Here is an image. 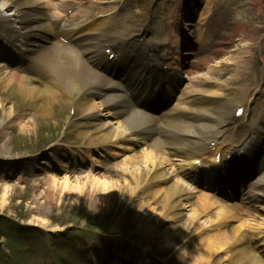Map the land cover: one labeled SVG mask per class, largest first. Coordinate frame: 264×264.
Segmentation results:
<instances>
[{"label":"rangeland","instance_id":"rangeland-1","mask_svg":"<svg viewBox=\"0 0 264 264\" xmlns=\"http://www.w3.org/2000/svg\"><path fill=\"white\" fill-rule=\"evenodd\" d=\"M214 1H216V4L215 9L213 10L212 19L216 21V24L220 26L218 19L226 18L225 15H223V11L218 10V5H222L221 7L227 12V18H229L227 24H225V27L227 26V28L223 30V33H226V40L224 41L223 38L221 39L219 37L216 38V46L214 47L213 51L217 53L224 48V53L221 51L218 54L212 53L211 57V60H222L226 55H229L228 51L231 54L238 51L237 45L242 41V39H244V37H246L245 31L247 27L254 29L255 27L264 26V8L260 7V1L262 0H256L253 5L251 3L252 7L245 5L246 0H241L239 2V5H242V7L237 5L238 0ZM229 20L230 22L234 23L231 27L229 26L230 24H228ZM242 26H244V28L240 29ZM254 43L256 44L257 42ZM218 44H220V46H218ZM9 88H11V86H8L7 89ZM20 92L22 93L24 90ZM85 93L86 92H84L83 95ZM70 96L71 95H69V97L65 96L68 103L69 101H72L70 100ZM72 98L75 99L74 101H79L80 99L84 100L83 97L79 96L78 94H75V96ZM21 100L24 103L26 102L23 98H21ZM62 100L64 99H59V97L54 94L46 95L44 102L38 100L37 105L33 107V109L37 108L34 117L30 120L26 118L25 121L18 124L19 118L25 115L24 113H26V110L31 107V105L27 104L20 116L15 115L17 117H15V122H12V124L19 128L18 133L21 132L22 134L20 135H22L23 138L28 141L33 140V137H36L35 135H37L42 125H44L46 128H49L50 125L55 127L56 124H59L58 118L56 119V117L54 118L52 116L54 115L53 111L58 108L56 105ZM8 106L10 105H6L5 107ZM60 106L62 107L63 104H60ZM6 112L8 113V117H6L7 119L11 115H14V112L13 114L10 113V108H7ZM79 116L80 115L78 112L79 121L77 119V125H84L82 116L80 118ZM78 133L79 129L76 130L75 141L80 142V140H85L87 138L83 135L85 132L80 136ZM77 137H79L80 140H78ZM16 140L21 141L20 138H16ZM13 141L14 139H12V134L9 133L7 138V128L0 125V155H14L26 150L25 149L20 152L19 150L24 148L16 147L18 144H14ZM58 143L61 142L59 140L57 141L58 147L56 149L44 154V158H46V160L38 161V163H42V167L46 166L45 164L50 165L47 163L48 161L53 163L56 158L64 155L63 150L66 149ZM49 156L52 158H49ZM79 157H81L80 159H82V157L84 159L82 154ZM83 159L78 160V163L83 162ZM80 166L82 168L85 165L82 164ZM113 173L114 171L109 173L107 176H104L108 178H106L107 182L112 179ZM93 176H95V174L90 172L82 173L77 168H73L71 170V168L65 162L56 161L54 166L47 167L43 171L36 172L31 176L23 173L17 174L16 176L9 179L0 177V210L9 213L14 212L15 214L22 213L24 217L30 220L38 221L40 226L44 227L46 230L52 231L59 229L58 224L67 223L68 220L65 217L67 213H72V217L76 216L77 213L79 216H82L83 219H78L76 221V224L80 225L84 223V220H98L95 222L103 223L105 232L115 233L116 231L120 230L122 226L129 224L132 225L133 223L136 226L137 218L144 210L143 206H141L140 203L137 206L134 205V198L132 199L133 196L125 193L126 188L119 187V185H115L116 187L110 185V192L108 193L111 194L109 197H107V193V195L104 197L101 193L102 190L99 191L98 189L100 186H105L104 180L101 178L100 180L103 184L100 186L99 184L95 186L93 182L96 179H94ZM65 178H68L67 182H69L68 185L70 188L73 186H79V191L77 189H71L70 193L66 192L67 189L64 186ZM54 180H56L58 184L53 183ZM4 196L5 200L3 201ZM1 203H4V205ZM19 203L24 205L23 208H21V211L16 209V206ZM149 206H151V204ZM70 209L75 210L70 211ZM151 209L143 213L145 214L143 226L147 228V230H144L145 236H150V233H154L155 227L151 226L152 222H154L153 224L160 226L156 231V235L162 234V232L166 234V237L168 238V246L172 247L174 244H176L174 240L178 241L182 237L186 236V234H183V231L178 234L175 231L169 229L167 225H164V223H166L165 221L159 223V220H156V216H160L161 213H158L156 209H152L153 211ZM153 213H157L156 216ZM111 215L113 216L111 221L106 222L108 219H110ZM116 220L118 221L119 225L111 229V225L113 226V222ZM146 245L152 247L151 242H146ZM158 248H161L160 243ZM176 263L180 264V258L177 259Z\"/></svg>","mask_w":264,"mask_h":264},{"label":"bare ground","instance_id":"bare-ground-1","mask_svg":"<svg viewBox=\"0 0 264 264\" xmlns=\"http://www.w3.org/2000/svg\"><path fill=\"white\" fill-rule=\"evenodd\" d=\"M14 1V0H12ZM18 4L20 6V12H22L23 16L20 17V21L17 22L20 26L26 25V36H32L35 34V29L39 28L41 26V29L49 28V22H48V14L50 11V3L49 0H18ZM41 2H45L41 5ZM39 6V8L37 7ZM22 10V11H21ZM31 10L34 12H37L40 14V17H35L34 15H31ZM15 18H17L15 16ZM38 21V22H36ZM49 33L52 32L51 28L48 30H45ZM95 31L100 32L104 31V24L103 22L99 25H97ZM54 32L50 35V37L53 36ZM65 35L67 37H70V31H66ZM88 41H94V38L87 37L83 40L84 46L83 47V53H88V60L93 61L94 57L89 53L91 49L90 42ZM120 46V45H119ZM121 48V47H120ZM89 49V50H88ZM37 55H35V59L37 61L44 62L48 68L53 72L54 75H59L61 77V89L65 92H69L72 89L76 88H83V89H90L92 90V99L94 101L91 102L92 105L97 103L95 100V94L98 92V90H101L105 93V101L103 102V106L105 107V110L107 111V114L109 116H119L122 112L120 111L119 114H116L115 112H112L109 108L111 104H114L117 102V104L122 99L119 95H111L105 92L102 88H109L112 89L111 82L106 81L104 78L99 76L97 74L95 68L93 67H99V64L92 63L94 66H87L85 61H83L79 57V53L75 50L67 47V46H61L59 44H50L48 47L40 48L37 52ZM129 58L131 59H140L141 56H138L135 53H132L129 55ZM7 78H9V74L7 72H1L0 71V82L3 84V86H10V83L15 81L19 86L23 89L25 94L28 93L27 97L28 99L35 101L36 98L39 97V92L41 90V84L38 83L37 80L28 78L27 76H19V75H13L11 77V81L9 84H7ZM4 82H6L4 84ZM47 88L45 87L44 91H46ZM100 91V93H102ZM51 93V92H50ZM102 95V94H101ZM212 95H218L217 93H213ZM41 96V95H40ZM188 100L184 103L182 102H175L176 104L172 105L169 110H167L165 113L162 114L161 118L162 121L156 120L152 117H149V121L145 122L147 129H151V125L154 124V121H157V123L162 124L163 128L161 130L160 137H157L154 140L153 145L148 150L141 151V156L139 157V161L142 162L143 165H145L143 170H136L135 172H132L136 169L137 166H139V163H136L132 168H130L129 174L123 173L117 174L115 177H113L109 182H107V179H104V185L102 188L99 189L101 191L102 195L105 197L108 192H110V185H115L118 182L119 185L127 182L129 183L131 179L139 180L142 182H148L151 178L153 180L163 181L165 182L169 178L164 175H158L153 176V174H150L151 171H149L150 168H155L157 165L158 160L161 158V161H166L165 158H163L162 154H164L160 149L164 146L168 147L172 157L177 160L179 159L181 161V164H177L175 167V170L173 175L179 174L180 176H185V171L183 168L185 166H190L192 161L190 152H189V146L192 147H199L202 144L200 149H203L204 143L209 139V131H215L216 128L219 126L220 123L217 124V122L223 120L226 118V107L223 103H221L219 100H216L208 95L200 96L198 94V90L196 89H189L187 97ZM37 100V99H36ZM32 101V103H33ZM205 104V106L199 107L198 104ZM116 104V105H117ZM197 104V106H196ZM210 105V106H208ZM96 106V104H95ZM129 111V110H126ZM184 116V119H179L178 116ZM137 123L135 119L133 120H125L124 122L117 123V127L114 129L112 125L113 131L108 132L110 133V138L117 139L119 138H125L130 132H133L134 136H138V133L142 135H145L144 127L139 124L136 125L133 131H129V127H133V124ZM106 124V123H105ZM101 127V126H100ZM98 127V128H100ZM156 125L149 132H155ZM208 129L207 134H204ZM206 133V132H205ZM164 135H167V139H163L162 137ZM109 138V137H108ZM215 137L210 136V140H214ZM192 150V149H191ZM196 148H194L192 151L196 153ZM21 154H14L13 156H19ZM134 157V156H133ZM133 157L129 158L130 160H133ZM172 177V176H171ZM53 183H57L56 180L53 181ZM100 181L95 180L93 184L97 186ZM67 181L65 182L66 186ZM109 185V186H108ZM69 192L71 189H77L79 191V186H73L70 188L68 185ZM96 188V187H95ZM77 191V192H78ZM73 192V191H72ZM186 191L183 190L182 185L180 182H177L173 184V186L169 187L165 190L164 193V199L163 203H168L167 207L170 210H177L178 208V200H176L177 197H181V199H185L186 201H189L190 197L184 195ZM111 193H108V196H110ZM156 194V192H155ZM70 197V196H69ZM101 197V196H100ZM99 198V196H98ZM204 198L206 199L205 195ZM202 200V207L204 206V203L209 204L208 201ZM5 200V196L3 197V201ZM4 205V203H1ZM212 206V205H209ZM201 207V208H202ZM204 210H208L207 208H204ZM234 210L233 206L229 205H222L220 207V210L216 213H214L209 219L206 220V223H209V226H213L217 223L222 222L225 218L228 212ZM202 211V210H201ZM192 213L194 215L200 213V210L195 205L192 209ZM232 214V213H231ZM195 219L191 216L188 217L187 222H193ZM264 221L263 219L261 220ZM259 227H255L254 229H258ZM249 254V260L244 264H264V261L259 260L256 258V256L252 253H250L247 250ZM217 264V263H216Z\"/></svg>","mask_w":264,"mask_h":264}]
</instances>
